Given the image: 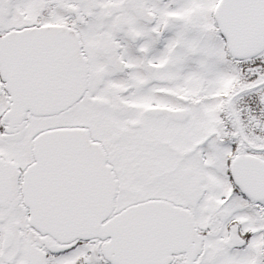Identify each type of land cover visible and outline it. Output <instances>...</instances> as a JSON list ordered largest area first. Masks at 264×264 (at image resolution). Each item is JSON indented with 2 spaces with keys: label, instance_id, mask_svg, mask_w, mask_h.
Returning a JSON list of instances; mask_svg holds the SVG:
<instances>
[{
  "label": "snow or ice",
  "instance_id": "6c2138e0",
  "mask_svg": "<svg viewBox=\"0 0 264 264\" xmlns=\"http://www.w3.org/2000/svg\"><path fill=\"white\" fill-rule=\"evenodd\" d=\"M0 264H264V0H0Z\"/></svg>",
  "mask_w": 264,
  "mask_h": 264
}]
</instances>
